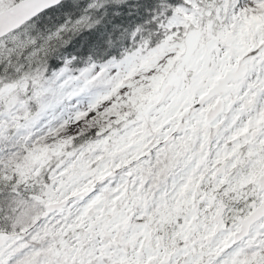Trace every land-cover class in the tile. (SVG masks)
I'll use <instances>...</instances> for the list:
<instances>
[{
	"label": "snow or ice",
	"instance_id": "snow-or-ice-1",
	"mask_svg": "<svg viewBox=\"0 0 264 264\" xmlns=\"http://www.w3.org/2000/svg\"><path fill=\"white\" fill-rule=\"evenodd\" d=\"M0 264H264V0H0Z\"/></svg>",
	"mask_w": 264,
	"mask_h": 264
}]
</instances>
